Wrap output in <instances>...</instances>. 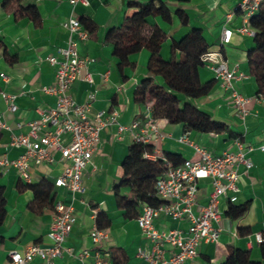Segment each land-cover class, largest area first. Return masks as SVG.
<instances>
[{"label": "crops", "instance_id": "0c3cea01", "mask_svg": "<svg viewBox=\"0 0 264 264\" xmlns=\"http://www.w3.org/2000/svg\"><path fill=\"white\" fill-rule=\"evenodd\" d=\"M152 0H89V5L72 6L69 0H24L21 4H5L0 0V112L11 131L0 132V155L15 159L22 154L21 149L9 145L11 135L25 134L27 123L40 120V109L56 107L57 98L42 91L43 87L54 85L56 69L47 58L55 55L59 48L65 47L69 33L63 23L71 16L79 21L86 20L94 25L90 38L79 46L80 54L89 59L88 69L92 74V83L78 80L72 85L71 95L78 104L91 103L90 116L98 112L107 114L116 112L120 125L129 126L135 121L144 120L148 106L136 102L135 93L141 83L151 78L148 72L150 53L146 49L130 56L129 65L120 66L114 55V47L107 40L108 32L122 26L133 16L138 8L131 3L147 4ZM171 12L170 22L161 17H149L148 23L157 25L167 36L161 47L164 60L172 59V43L180 41L191 29H200L209 45L208 53L221 56L230 70H238L244 77L235 82L236 90L247 99V116L242 119L232 103L229 94L220 87L210 69L200 67L196 70V79L205 84L214 80L209 94L196 99H184V102L196 106L213 121L226 125V129L216 132H186L184 125L171 124L168 120H156L163 138L153 144L157 155L174 154L180 160L194 158V150L179 142L185 136L196 145L202 146L214 155L224 151L235 152V141L242 137L252 166L249 170L241 167L236 193H227L220 199V211L223 216L218 226L222 232L217 243H203L198 248V256L184 264H224L229 258V249L235 248L249 253L250 260L264 264V242L258 243L255 235L261 233L264 239V152L258 147L264 140V97L258 95L255 79L248 71L247 55L254 45L253 38L237 33L242 18L237 12L239 0H160ZM21 7H35L38 22L24 18L18 11ZM178 10L188 17L183 25ZM232 13L231 18L228 15ZM224 29L235 31L228 44H222ZM175 59L181 60L176 52ZM7 76L5 80L1 75ZM157 85L165 87L162 77L154 78ZM169 90V89H167ZM16 95L18 109L7 112L1 92ZM94 100H89L91 93ZM22 124V127H18ZM132 135L126 132L119 138L118 124L104 127L98 150L83 176V193H72L65 188L54 186L55 180L65 170V164L33 166L31 184L47 181L52 189L47 196L36 197L33 191L19 177L14 168H0V194L4 201L5 215L0 222V264H10L9 253L21 250L25 246L37 243L43 247L51 245L48 237L53 219V210L57 202L71 206L75 223L71 234L66 238L63 256L57 264H94L89 258L81 260L78 254L83 251L93 253L97 248L90 233L96 226L95 216L104 212L110 225L107 239L99 245L104 257L111 264H149L140 257L142 250L151 248L149 241L142 235L137 218L141 213L126 215V208L118 205L115 189L123 176V162L133 145ZM198 205L194 208L198 214L200 207L207 205L212 184L210 180L200 183ZM121 194L131 197L128 188H122ZM248 206L247 212L237 219L227 216L229 205ZM160 232L180 228L187 230V222H174L160 216L154 221ZM168 251H174L169 246ZM31 264H44L35 259Z\"/></svg>", "mask_w": 264, "mask_h": 264}, {"label": "built area", "instance_id": "2783aa9c", "mask_svg": "<svg viewBox=\"0 0 264 264\" xmlns=\"http://www.w3.org/2000/svg\"><path fill=\"white\" fill-rule=\"evenodd\" d=\"M72 6L82 4L89 5V0H69ZM264 0H239L237 12L242 18V25L235 31L241 35L254 38L257 34L252 24V19L258 14ZM232 13L228 15L231 18ZM63 27L69 33V39L65 47L59 48L55 55L47 58V61L56 69V82L54 85L43 87L42 91L57 98L55 108L40 109V120L29 122L28 132L25 134L11 135L9 145L21 149L22 154L15 159L6 155H0V168H14L19 177L25 183H31V169L33 166L53 165L58 162L65 164V170L58 177L54 186L65 188L72 193H83V176L91 164L93 155L99 148L101 131L104 127L118 124L119 138L129 132L134 143L153 145L163 138L157 123L153 119L151 106H148L144 114V120L135 121L129 126L120 125L117 121V113L107 114L98 112L94 117L90 116L91 103L78 104L71 95L72 85L83 80L92 83V74L89 72V59L80 54L79 46L90 38L89 31L85 29L81 21L70 17L63 23ZM232 29H224L222 32V44H228L235 32ZM203 61L212 71L220 87L225 90L235 106L238 115L244 119L247 116V99L235 88V82L244 77L238 70H230L225 60L216 53H207ZM5 80L7 76L1 75ZM6 104L7 112L13 114L17 111L16 95L1 92ZM95 93H91L89 100H94ZM19 128L22 124L17 125ZM11 131L3 113L0 112V132ZM239 137L235 141V152L224 151L219 155L212 154L206 148L192 143L187 137L182 136L179 142L190 146L194 150V158L185 160L175 166L166 160L163 155L147 154L145 157L156 161L158 158L164 161L165 170L155 183L157 196L164 201L158 207L143 204L137 223L142 235L149 241L151 248L142 250L140 257L149 264H184L198 256V248L203 243H217L221 235L218 226L223 216L220 211V199L227 193L238 191L239 170L244 167L249 170L252 166L247 153L254 150L247 148ZM264 152V140L258 147ZM210 180L212 191L207 205L200 207L198 214L194 208L198 205L200 183ZM165 216L174 222H187L186 231L173 229L168 232H160L156 229L154 221L160 216ZM75 223V217L71 206L57 202L53 210V219L48 234L51 245L43 247L37 243L25 246L21 250L9 253L10 264H31L35 259H40L44 264H57L66 249L64 243L71 234ZM91 239L97 248L93 253L83 251L77 256L81 260L92 258L94 264H111L104 257L101 245L107 239V230L93 227L90 233ZM258 243H263L261 233L255 235ZM174 251H168L166 247Z\"/></svg>", "mask_w": 264, "mask_h": 264}, {"label": "trees", "instance_id": "16d2710c", "mask_svg": "<svg viewBox=\"0 0 264 264\" xmlns=\"http://www.w3.org/2000/svg\"><path fill=\"white\" fill-rule=\"evenodd\" d=\"M24 0H6L5 4H21ZM138 8L137 12L127 18L121 27L108 32L107 40L114 47V55L119 59L120 66L129 65L130 56L146 49L150 53L148 72L151 78L144 80L137 88L135 100L141 105L151 103L153 119L168 120L171 124L184 125L186 132H216L226 129V125L213 121L204 112L193 104L182 102L176 94L183 95L184 99H196L210 93L214 86V80L201 84L196 79V70L205 67L203 57L209 51V45L203 37L200 29H191L180 41L172 43V59L166 61L161 56V47L167 36L157 25L148 23L149 17H161L170 22L171 12L167 5L160 0H152L147 4L131 3ZM24 18H30L38 22V12L35 7H21L18 11ZM183 25L188 24V17L178 10ZM86 30L93 31L94 25L86 20H81ZM257 34L253 38L254 45L248 52L247 63L251 77L255 79L258 87V95L264 97V4L258 14L252 19ZM176 52L181 53V60L175 59ZM162 77L167 89L157 85L154 78ZM186 135V134H185ZM154 153L153 145L133 143L123 162V176L115 189L118 205L126 208V215L137 213L143 204L158 207L164 203L155 190V183L165 170L164 161L158 158L156 161L147 159V154ZM166 160L178 166L184 162L174 154H165ZM35 196H47L52 185L43 181L39 184L26 183ZM122 188H128L131 197L121 194ZM248 206L237 207L229 205L227 216L237 219L244 215ZM5 215L4 201L0 194V222ZM96 226L101 230H107L110 220L104 212H98L95 216ZM224 264H259L252 262L248 252L230 248L229 258Z\"/></svg>", "mask_w": 264, "mask_h": 264}]
</instances>
